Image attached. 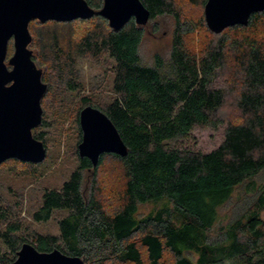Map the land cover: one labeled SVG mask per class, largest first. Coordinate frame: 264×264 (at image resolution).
Masks as SVG:
<instances>
[{"label": "trees", "instance_id": "trees-1", "mask_svg": "<svg viewBox=\"0 0 264 264\" xmlns=\"http://www.w3.org/2000/svg\"><path fill=\"white\" fill-rule=\"evenodd\" d=\"M85 1L95 11L103 4ZM191 1L204 10L206 0ZM140 2L149 12L147 22L174 20L167 57L155 55L150 65L140 57L146 25L134 20L118 31L97 14L87 21L29 23L30 35L40 29L31 41L42 43L47 58L53 56L60 83L71 91L78 87L70 82L76 60L110 61L114 97L104 107L81 98L77 146L79 113L91 106L108 117L128 148L125 157L101 155L96 167L77 151L78 165L67 180L42 193L32 220L45 224L56 212L65 213L57 236L34 235L31 241L19 236L14 210L0 203V264L15 261L24 243L42 253L59 250L83 264H264V11L252 14L246 26L220 34L210 33L201 16L210 38L195 53L175 0ZM79 22L95 26L76 38L60 32ZM62 40H67L63 47ZM225 73L228 90L219 82ZM47 92L48 87L42 99ZM228 94L241 118L227 125L219 147L201 153L175 146L196 128H217ZM35 129L33 137L44 145ZM106 159L116 163L121 181L113 206L102 200L98 185ZM7 162L37 165L12 159L0 166ZM237 190L242 191L237 195ZM148 203L161 205L140 212ZM229 205L237 212L224 219L219 212Z\"/></svg>", "mask_w": 264, "mask_h": 264}, {"label": "rangeland", "instance_id": "rangeland-1", "mask_svg": "<svg viewBox=\"0 0 264 264\" xmlns=\"http://www.w3.org/2000/svg\"><path fill=\"white\" fill-rule=\"evenodd\" d=\"M175 4V10L187 32L186 43L193 52L199 53L202 44L210 38V34L200 22V17L204 18L203 8L193 6L191 0H175ZM93 26H95L94 22H79L74 23L69 30L67 27H59V29L61 33H73L76 38ZM144 28L145 35L140 47V57L145 64L150 65L155 55L167 57L174 30V20L171 16L160 17L147 22ZM37 30L40 29L33 31L37 32ZM33 31L30 30L32 36ZM66 42L67 40H62L60 46H65ZM41 44L33 39L28 49L32 53L35 67L42 73L41 81L48 87L47 94L40 102L44 123L33 131L43 138L45 150H47L46 157L42 163L37 165L7 162L0 166V203L14 210L15 220L20 223L21 228L19 236L28 241H31L34 235H58L57 222L64 217L65 213L56 212L53 219L45 224L33 222L32 213L40 205L42 193L45 190L59 189L78 165L76 119L81 98H89L92 103L104 107L114 97L111 63L105 57L99 60L90 57L76 60L70 82L78 87L75 91H71L64 82L60 83L59 75L57 76V72L53 69L51 58L53 56L47 58ZM12 54L13 42L11 40L7 47L6 65ZM229 78L227 73L219 78L220 84L226 90L229 87L227 84H230ZM218 118L222 123L217 128H196L188 138L178 141L175 146L196 149L201 153H209L219 147L227 125L241 118L233 94H228L225 105L219 110ZM116 169V163L106 159L99 172L100 196L108 206L116 203V196L121 188L120 175ZM83 177L84 183L87 184L89 176L84 175ZM262 180L263 176L256 178L255 182L259 185ZM89 185L90 183L87 187ZM241 191L237 190L236 194ZM160 205L161 203H148L140 207V212L148 213ZM234 212H237V209L229 205L219 213L226 219ZM0 248L4 251L1 243Z\"/></svg>", "mask_w": 264, "mask_h": 264}, {"label": "water", "instance_id": "water-1", "mask_svg": "<svg viewBox=\"0 0 264 264\" xmlns=\"http://www.w3.org/2000/svg\"><path fill=\"white\" fill-rule=\"evenodd\" d=\"M102 2L100 11H95L85 0H0V164L12 159L40 164L46 157L43 143L32 135V130L41 124L40 102L47 87L41 82L42 73L35 67L28 49L32 42L29 23L87 21L97 14L118 31L131 20L144 26L149 19V12L140 0ZM262 11L264 0H206L203 14L210 33L220 34L229 27L246 26L252 14ZM11 40L13 54L6 65ZM78 122L82 134L77 147L79 158L88 159L96 167L103 154L126 156L128 147L98 109L84 107ZM10 264H83V261L56 249L38 252L24 243Z\"/></svg>", "mask_w": 264, "mask_h": 264}]
</instances>
